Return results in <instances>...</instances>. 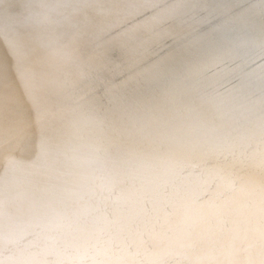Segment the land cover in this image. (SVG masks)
Returning a JSON list of instances; mask_svg holds the SVG:
<instances>
[{"label": "bare ground", "instance_id": "6f19581e", "mask_svg": "<svg viewBox=\"0 0 264 264\" xmlns=\"http://www.w3.org/2000/svg\"><path fill=\"white\" fill-rule=\"evenodd\" d=\"M0 264H264V0H0Z\"/></svg>", "mask_w": 264, "mask_h": 264}]
</instances>
